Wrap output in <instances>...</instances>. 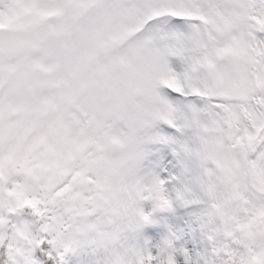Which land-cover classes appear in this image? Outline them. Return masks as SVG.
I'll return each mask as SVG.
<instances>
[{
  "label": "snow or ice",
  "instance_id": "obj_1",
  "mask_svg": "<svg viewBox=\"0 0 264 264\" xmlns=\"http://www.w3.org/2000/svg\"><path fill=\"white\" fill-rule=\"evenodd\" d=\"M0 264H264V0H0Z\"/></svg>",
  "mask_w": 264,
  "mask_h": 264
}]
</instances>
